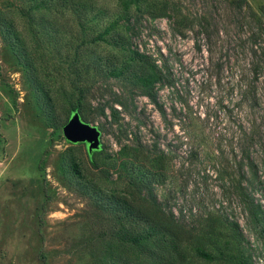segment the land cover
I'll list each match as a JSON object with an SVG mask.
<instances>
[{"label":"rangeland","instance_id":"374dc122","mask_svg":"<svg viewBox=\"0 0 264 264\" xmlns=\"http://www.w3.org/2000/svg\"><path fill=\"white\" fill-rule=\"evenodd\" d=\"M18 1L0 0V11ZM175 1L193 21L186 37L174 35L169 21L158 18L144 22L135 40L154 55L160 49L175 78L172 88L159 92L167 121L146 97L136 98L144 122L138 135L148 142L157 138L174 156L170 181L157 187V196L176 214L182 209L186 222L190 210L201 209L237 219L254 264H264V244L246 226L233 188L239 174L249 176L241 152L245 147L257 170L258 183L251 189L264 207V78L261 67L254 71L262 56L253 55L256 21L250 13H259L264 0H247L242 9L234 0ZM52 74L53 80H62L60 73ZM246 85L252 90H245ZM54 104L57 132L47 124L22 67L0 37V264H90L78 240L83 214L92 205L69 184V174L61 167L63 155L73 153L83 171L101 177L97 180L106 187L117 185L107 160L120 147L114 127L106 123L102 151L94 152L90 161L84 143L71 144L63 136V103L57 99ZM192 132L198 137L192 138ZM250 133L248 144L245 137Z\"/></svg>","mask_w":264,"mask_h":264},{"label":"trees","instance_id":"16d2710c","mask_svg":"<svg viewBox=\"0 0 264 264\" xmlns=\"http://www.w3.org/2000/svg\"><path fill=\"white\" fill-rule=\"evenodd\" d=\"M234 3L241 9L248 5L247 0ZM250 13L256 21L253 55L262 56L261 66L255 64L254 71L261 67L264 78V4L259 13ZM158 18L169 21L174 35L186 37L193 29L190 15L175 0H19L0 11V37L22 67L54 132L59 129L52 115L57 99L63 103L65 121L77 111L101 132L106 123L116 130L120 147L107 155L108 168L117 174L116 186L108 188L97 180L101 177L85 173L73 153L63 155L61 165L69 174V184L92 205L83 214L78 240L90 264H254L249 240L237 219L219 210L201 209L190 210L186 222L182 209L176 214L157 196V187L170 181L174 156L157 138L148 142L138 135L144 122L136 98L146 97L167 121L159 92L172 88L175 78L160 49L154 55L135 40L144 22ZM53 71L62 80H53ZM251 87L246 85L245 90ZM93 100L98 102L93 105ZM132 123L136 130L130 128ZM190 135L198 137L194 132ZM245 138L252 143V133ZM101 151L87 152L90 161L94 152ZM241 152L249 176L239 174L233 188L246 226L264 244V207L251 189L258 183L256 164L248 148L241 147Z\"/></svg>","mask_w":264,"mask_h":264},{"label":"water","instance_id":"95a60500","mask_svg":"<svg viewBox=\"0 0 264 264\" xmlns=\"http://www.w3.org/2000/svg\"><path fill=\"white\" fill-rule=\"evenodd\" d=\"M62 134L70 143H84L90 154L101 146V131L96 125L83 121L77 111L71 113L62 126Z\"/></svg>","mask_w":264,"mask_h":264}]
</instances>
